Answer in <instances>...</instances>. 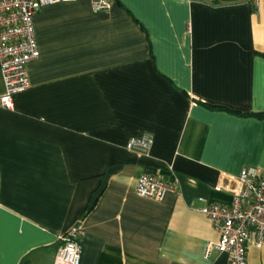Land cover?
I'll return each instance as SVG.
<instances>
[{
    "label": "crops",
    "instance_id": "0c3cea01",
    "mask_svg": "<svg viewBox=\"0 0 264 264\" xmlns=\"http://www.w3.org/2000/svg\"><path fill=\"white\" fill-rule=\"evenodd\" d=\"M57 2L33 15L29 89L0 107V264H229L201 212L244 167L264 177V0ZM4 85L0 73V94ZM150 135L148 153L127 150ZM177 180L162 200L136 178ZM264 264V243L247 247Z\"/></svg>",
    "mask_w": 264,
    "mask_h": 264
},
{
    "label": "built area",
    "instance_id": "2783aa9c",
    "mask_svg": "<svg viewBox=\"0 0 264 264\" xmlns=\"http://www.w3.org/2000/svg\"><path fill=\"white\" fill-rule=\"evenodd\" d=\"M73 0H0V73L4 92L0 94V107L13 108V96L31 86L26 65L39 55L33 15L42 6ZM94 12L111 8L112 0H90ZM258 7V0H253ZM153 139L150 135L131 137L127 150L148 153ZM177 180H166L155 174H141L136 178L138 195L162 200L177 190ZM219 237L206 243L204 255L212 250L225 252L229 264H247V247L250 243L260 247L264 243V177L255 167H244L237 177L228 204L210 202L202 207ZM83 229L72 226L60 237L54 258L55 264H79L82 252L80 239Z\"/></svg>",
    "mask_w": 264,
    "mask_h": 264
},
{
    "label": "trees",
    "instance_id": "16d2710c",
    "mask_svg": "<svg viewBox=\"0 0 264 264\" xmlns=\"http://www.w3.org/2000/svg\"><path fill=\"white\" fill-rule=\"evenodd\" d=\"M212 1H233V0H212ZM257 116L264 117V113L257 114Z\"/></svg>",
    "mask_w": 264,
    "mask_h": 264
}]
</instances>
